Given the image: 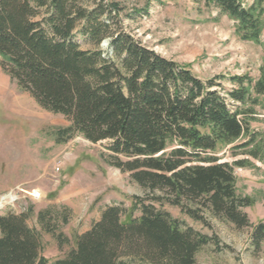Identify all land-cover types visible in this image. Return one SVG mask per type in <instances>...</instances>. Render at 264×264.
Returning a JSON list of instances; mask_svg holds the SVG:
<instances>
[{"label": "trees", "instance_id": "16d2710c", "mask_svg": "<svg viewBox=\"0 0 264 264\" xmlns=\"http://www.w3.org/2000/svg\"><path fill=\"white\" fill-rule=\"evenodd\" d=\"M203 1L235 22L241 40L262 42L264 0ZM122 9L117 0H0V66L68 120L53 129L56 142L76 135L106 142L105 161L148 190L133 197L131 209L105 207L55 260L42 254L41 233L28 223L31 207L0 213V264H195L214 238L173 217L165 203L196 219L207 210L240 228L251 224L244 208L253 199L238 192L235 167H252V158L264 163V132L250 125L264 102V57L256 78L203 79L116 27ZM228 146L243 157L222 161ZM71 215L67 205H51L37 221L62 245ZM251 241L264 243V221L253 226Z\"/></svg>", "mask_w": 264, "mask_h": 264}, {"label": "rangeland", "instance_id": "374dc122", "mask_svg": "<svg viewBox=\"0 0 264 264\" xmlns=\"http://www.w3.org/2000/svg\"><path fill=\"white\" fill-rule=\"evenodd\" d=\"M117 1L123 9L116 27L188 66L197 76L208 79L248 73L258 77L264 31L260 44L241 40L235 22L203 0ZM80 42L85 48L92 47L82 38ZM223 85L231 87L227 80ZM16 99L22 105H14ZM255 109L250 125L264 132V102ZM68 124L65 116L43 108L30 93L22 91L0 66V213H20L31 207L28 223L40 231L42 254L50 260L65 257L76 246L77 236L100 219L105 207L122 204L131 209L135 195L148 193L130 172L105 161L106 142L94 143L76 135L66 143H57L53 129ZM219 155L229 162L243 157L233 156L230 146ZM251 160L252 167H235L238 192L253 199V204L244 208L249 226L237 227L207 210L203 219H196L177 205H163L173 217L214 238L202 246L195 264H264V243L256 248L251 241L253 226L264 221V163ZM9 195L16 198L5 200ZM51 205H67L72 210L70 222L62 227L69 241L62 245L42 231L37 221L38 211ZM133 264L153 263L136 260Z\"/></svg>", "mask_w": 264, "mask_h": 264}, {"label": "built area", "instance_id": "2783aa9c", "mask_svg": "<svg viewBox=\"0 0 264 264\" xmlns=\"http://www.w3.org/2000/svg\"><path fill=\"white\" fill-rule=\"evenodd\" d=\"M35 197H40V194H36ZM12 198L15 199L16 196H15V195H13V196H12V195H9V196L6 197V199H5V197H4L3 200H4V199H5V200H7V199H12Z\"/></svg>", "mask_w": 264, "mask_h": 264}, {"label": "bare ground", "instance_id": "6f19581e", "mask_svg": "<svg viewBox=\"0 0 264 264\" xmlns=\"http://www.w3.org/2000/svg\"><path fill=\"white\" fill-rule=\"evenodd\" d=\"M19 99V98H18ZM23 103V102H22ZM14 105H22L17 99L16 100H14ZM26 105V103L24 104V106ZM11 106V105H10ZM14 110H16V109H14ZM23 110V109H22ZM25 110V109H24ZM0 205H2V202L0 203Z\"/></svg>", "mask_w": 264, "mask_h": 264}, {"label": "water", "instance_id": "95a60500", "mask_svg": "<svg viewBox=\"0 0 264 264\" xmlns=\"http://www.w3.org/2000/svg\"><path fill=\"white\" fill-rule=\"evenodd\" d=\"M108 43H109V40L107 39V40H105V41L102 43V46H103V47H106V46L108 45Z\"/></svg>", "mask_w": 264, "mask_h": 264}]
</instances>
